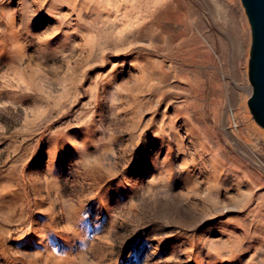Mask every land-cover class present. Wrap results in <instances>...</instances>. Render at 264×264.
<instances>
[{"label":"rangeland","instance_id":"rangeland-1","mask_svg":"<svg viewBox=\"0 0 264 264\" xmlns=\"http://www.w3.org/2000/svg\"><path fill=\"white\" fill-rule=\"evenodd\" d=\"M205 1L0 0V264H264L251 27Z\"/></svg>","mask_w":264,"mask_h":264},{"label":"water","instance_id":"water-1","mask_svg":"<svg viewBox=\"0 0 264 264\" xmlns=\"http://www.w3.org/2000/svg\"><path fill=\"white\" fill-rule=\"evenodd\" d=\"M241 1L252 35L248 65L251 93L247 103L253 119L264 128V0Z\"/></svg>","mask_w":264,"mask_h":264},{"label":"bare ground","instance_id":"bare-ground-1","mask_svg":"<svg viewBox=\"0 0 264 264\" xmlns=\"http://www.w3.org/2000/svg\"><path fill=\"white\" fill-rule=\"evenodd\" d=\"M226 2H228V3H230L231 2V0H226ZM205 3H206V6L208 7V11L211 13V14H213V17H216L215 16V13L217 12L216 11V8H215V6L217 5V3L216 2H214V4L213 3H211L210 1H205ZM191 18V17H190ZM192 20H193V18H191ZM215 19V18H214ZM191 23V21L190 20H188L187 21V25H189ZM193 23H194V20H193ZM194 24H196V23H194ZM191 25V24H190ZM196 28H198L197 27V25H196ZM219 37H220V39L221 40H223L224 39V36L222 35V34H219ZM207 39V41L210 43V45H211V47L214 49V44L210 41V40H208V38H206ZM229 47H230V49L232 48V50L234 49V46H233V44H231L230 43V45H229ZM214 51H215V49H214ZM218 57L221 59V56L218 54ZM206 69V68H205ZM208 69H210V70H218V72H220L221 73V75H225L224 74V71H223V69L221 68V67H215L214 65H211V66H209L208 67ZM253 153L256 155V153L253 151Z\"/></svg>","mask_w":264,"mask_h":264}]
</instances>
